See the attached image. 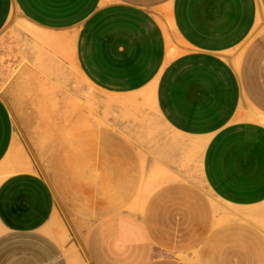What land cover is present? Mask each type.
<instances>
[{
  "label": "crops",
  "instance_id": "0c3cea01",
  "mask_svg": "<svg viewBox=\"0 0 264 264\" xmlns=\"http://www.w3.org/2000/svg\"><path fill=\"white\" fill-rule=\"evenodd\" d=\"M0 95L92 264H264V0H0ZM0 264H84L1 99Z\"/></svg>",
  "mask_w": 264,
  "mask_h": 264
},
{
  "label": "rangeland",
  "instance_id": "374dc122",
  "mask_svg": "<svg viewBox=\"0 0 264 264\" xmlns=\"http://www.w3.org/2000/svg\"><path fill=\"white\" fill-rule=\"evenodd\" d=\"M52 54V53H51ZM18 67V66H17ZM51 71H53V66H51ZM81 87H82V89H83V98H87L88 96L87 95H85V93H84V90H86V89H88L89 88V86H88V84L84 81V79H82L81 80ZM19 113H16V115H15V118H16V120H17V123H18V125H19V127H20V129H21V131L23 132V134H24V136H25V138H26V140H27V142H28V138L26 137V134H25V131H30V132H32V131H34L35 129H33V128H30V129H26L25 127H23V125H24V123L25 122H29L30 120H36V119H39L40 117L38 116V115H30V114H27V115H25L24 117H20L19 115H18ZM155 119H157V118H155ZM23 143H24V141H23ZM29 143V142H28ZM29 145H30V147H31V149H32V151H33V153H34V149H33V147H32V145L29 143ZM24 146H25V150H26V152H27V155L29 156V158H30V160L33 162V164L36 166V164H35V162H34V160H33V158H32V156L30 155V153H29V151H28V149H27V147H26V145H25V143H24ZM34 155H35V157H36V159H37V161H38V163L40 164V166H41V168H42V170H43V172H44V169H43V167H42V161L40 160V159H38V157L36 156V154L34 153ZM37 167V166H36ZM38 168V167H37ZM186 198V193H185V191H183V190H181V189H179V191H178V199L179 200H184ZM255 209H253V210H255V211H257L258 212V215H257V217H258V222H253L251 225H250V227H252L253 229H255L257 232H258V241L259 242H261L262 243V245H263V250H264V204L263 205H260V206H258V208L257 207H254ZM68 217V216H67ZM68 219H69V217H68ZM66 221V220H65ZM69 221H70V219H69ZM67 223V222H66ZM70 223H71V221H70ZM68 225V224H67ZM68 227H69V225H68ZM69 232H70V237H71V240H73L75 243H76V245H77V247H78V250H79V252H80V254H81V257H82V262L84 263V264H92V262H91V260L89 259V260H87V258L85 257V255H84V253H83V251H82V249H81V247H80V244L78 243V241L76 240V238H75V236H74V234H73V232L71 231V229H70V227H69ZM84 249V248H83ZM85 253H86V251H85ZM87 254V253H86ZM88 256V255H87ZM245 264V263H244Z\"/></svg>",
  "mask_w": 264,
  "mask_h": 264
},
{
  "label": "water",
  "instance_id": "95a60500",
  "mask_svg": "<svg viewBox=\"0 0 264 264\" xmlns=\"http://www.w3.org/2000/svg\"><path fill=\"white\" fill-rule=\"evenodd\" d=\"M0 99L2 100V102H3L4 105H5V107L7 108L8 112H9V115H10V117L12 118V120H13V122H14L16 128H17V130L19 131L20 136H21V138L23 139V141H24V143H25V145H26V147H27V149H28L30 155L32 156V158H33V160H34L36 166L38 167V169H39V171L41 172V174H42L43 178L45 179V181L47 182V184H48V186H49V188H50V191H51V193H52V195H53L55 201L57 202L59 208L61 209V212H62V214H63V216H64V218H65L67 224L69 225L71 231L73 232V234H74L76 240H77L78 243L80 244V247H81V249H82V251H83L85 257L87 258V260H89V257H88L87 254L85 253V250L83 249V247H82V245H81L79 239L77 238V235L75 234V231L73 230V227H72V225H71V223H70V221H69V219H68V217H67L65 211L63 210L62 206L60 205L59 200L57 199V196H56L55 192L53 191L51 185L49 184L46 175L44 174V172H43V170H42L40 164L38 163V161H37V159H36V157H35V155H34L32 149H31V147H30V145H29V143L27 142V140H26V138H25L23 132L21 131V129H20L18 123H17L16 118L14 117L12 111L9 109L8 104H7L6 100H5V98H4L2 95H0ZM90 264H91V263H90Z\"/></svg>",
  "mask_w": 264,
  "mask_h": 264
}]
</instances>
